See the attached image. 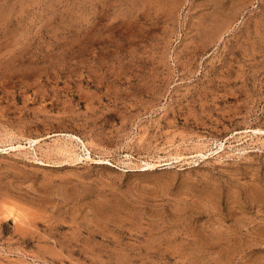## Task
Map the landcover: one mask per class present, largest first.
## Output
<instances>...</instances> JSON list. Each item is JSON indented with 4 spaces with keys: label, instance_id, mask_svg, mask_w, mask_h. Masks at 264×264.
Segmentation results:
<instances>
[{
    "label": "rangeland",
    "instance_id": "obj_1",
    "mask_svg": "<svg viewBox=\"0 0 264 264\" xmlns=\"http://www.w3.org/2000/svg\"><path fill=\"white\" fill-rule=\"evenodd\" d=\"M0 264H264V0H0Z\"/></svg>",
    "mask_w": 264,
    "mask_h": 264
},
{
    "label": "bare ground",
    "instance_id": "obj_2",
    "mask_svg": "<svg viewBox=\"0 0 264 264\" xmlns=\"http://www.w3.org/2000/svg\"><path fill=\"white\" fill-rule=\"evenodd\" d=\"M89 151V150H88ZM87 152V151H86ZM92 153L89 151V152H87V156H86V158L87 159H90V160H92L93 162H106V160H104V159H101V158H99V159H94L93 157H92V155H91ZM153 166H154V164H152ZM156 165V164H155ZM152 167V166H151ZM144 168H147V166L146 167H144Z\"/></svg>",
    "mask_w": 264,
    "mask_h": 264
}]
</instances>
